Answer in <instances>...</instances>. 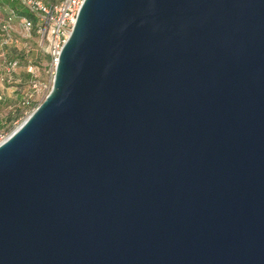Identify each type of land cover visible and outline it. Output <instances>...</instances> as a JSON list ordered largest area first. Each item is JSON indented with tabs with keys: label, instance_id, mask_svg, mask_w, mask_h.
<instances>
[{
	"label": "water",
	"instance_id": "obj_1",
	"mask_svg": "<svg viewBox=\"0 0 264 264\" xmlns=\"http://www.w3.org/2000/svg\"><path fill=\"white\" fill-rule=\"evenodd\" d=\"M0 264H264V0H83L0 141Z\"/></svg>",
	"mask_w": 264,
	"mask_h": 264
},
{
	"label": "rangeland",
	"instance_id": "obj_2",
	"mask_svg": "<svg viewBox=\"0 0 264 264\" xmlns=\"http://www.w3.org/2000/svg\"><path fill=\"white\" fill-rule=\"evenodd\" d=\"M41 1L50 4L57 0ZM19 17L0 5V39L5 37V43L0 45V76L7 61H16L7 81H0V136L3 137L27 115L22 114L20 97L33 89L35 107L48 91L53 73V65L42 50L38 36L32 31L26 33ZM2 25H5V31Z\"/></svg>",
	"mask_w": 264,
	"mask_h": 264
},
{
	"label": "built area",
	"instance_id": "obj_3",
	"mask_svg": "<svg viewBox=\"0 0 264 264\" xmlns=\"http://www.w3.org/2000/svg\"><path fill=\"white\" fill-rule=\"evenodd\" d=\"M18 1L34 19L32 20L23 15L20 16L22 29L26 33L32 31L38 36L42 50L49 56L54 67L61 46L75 21L78 9L83 0H57L53 4H46L41 0ZM2 29L4 31L6 30L5 25H2ZM4 43L5 37L0 39V45ZM15 66V60L7 61L3 67V75L0 76V81H7L10 71H12ZM28 71H31V69L29 68ZM32 87H34V85ZM33 92L34 90L31 89L25 92L21 97L20 105L23 109V115H28L33 109V107L28 109L33 102ZM4 138L5 136H0V141Z\"/></svg>",
	"mask_w": 264,
	"mask_h": 264
},
{
	"label": "trees",
	"instance_id": "obj_4",
	"mask_svg": "<svg viewBox=\"0 0 264 264\" xmlns=\"http://www.w3.org/2000/svg\"><path fill=\"white\" fill-rule=\"evenodd\" d=\"M50 4H53V3H50ZM0 5L9 8L11 11H13L18 16L23 15V16H27V17L31 18L32 20H34L33 16L26 11V9L19 3L18 0H0ZM32 107H34V102H32L30 104L28 109H30Z\"/></svg>",
	"mask_w": 264,
	"mask_h": 264
},
{
	"label": "crops",
	"instance_id": "obj_5",
	"mask_svg": "<svg viewBox=\"0 0 264 264\" xmlns=\"http://www.w3.org/2000/svg\"><path fill=\"white\" fill-rule=\"evenodd\" d=\"M22 97V96H21ZM21 97H20V99H21Z\"/></svg>",
	"mask_w": 264,
	"mask_h": 264
}]
</instances>
